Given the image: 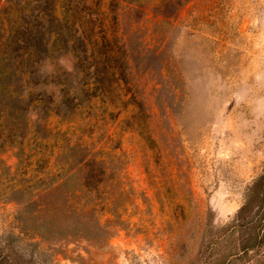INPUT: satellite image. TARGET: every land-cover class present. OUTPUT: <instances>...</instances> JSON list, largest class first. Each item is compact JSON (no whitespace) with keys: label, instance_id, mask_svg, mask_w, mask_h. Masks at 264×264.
Returning a JSON list of instances; mask_svg holds the SVG:
<instances>
[{"label":"rangeland","instance_id":"374dc122","mask_svg":"<svg viewBox=\"0 0 264 264\" xmlns=\"http://www.w3.org/2000/svg\"><path fill=\"white\" fill-rule=\"evenodd\" d=\"M39 20L52 74L0 101V264H264L234 226L263 212L264 0H0L1 36Z\"/></svg>","mask_w":264,"mask_h":264},{"label":"trees","instance_id":"16d2710c","mask_svg":"<svg viewBox=\"0 0 264 264\" xmlns=\"http://www.w3.org/2000/svg\"><path fill=\"white\" fill-rule=\"evenodd\" d=\"M8 8H3L2 11L7 10ZM5 30V28H3ZM7 31H10L9 28H6ZM15 36L13 38H9L8 36L3 37L0 35V101L3 103V106L6 108L3 111V116H10L13 119H18V117L23 115V111L16 107L15 105H11L12 101L14 103H18L24 101L27 105L33 102V92L30 90L33 83L37 80L38 72L37 65L41 59L48 58L52 61L53 57L50 54L45 55L44 53L41 55V49L43 46L47 48L48 46L52 47L56 46L59 33L57 35L44 38V22L39 20L36 25H32L29 27L22 26V24H18L15 29ZM50 44L48 45V43ZM68 42V40H67ZM66 43V42H65ZM64 43V44H65ZM10 44L14 48L13 54V64L9 61V50L8 47ZM48 45V46H47ZM23 49V50H22ZM95 75V79L100 74L98 67H94V70L91 72ZM62 76L61 73L56 75L59 84L65 85V73ZM65 98V97H63ZM11 111V113H8ZM264 182V175L258 179L256 184H261ZM85 186H88V183H84ZM54 189L48 188L44 189V193L50 194ZM259 209H263V212L260 214L259 210L257 215H255L252 219L242 222V219L239 218L238 221L235 222V227H245L251 226V228L255 229V235L253 239H248L241 247V252H247L253 248L258 247L264 242V197L259 198ZM21 206L23 207L20 211H28L27 217L30 221L34 222L36 227L43 228V220L42 214L43 210H36L29 212V208L32 206H37L33 200H24L20 201ZM243 209L240 210V213ZM46 212L49 215H53L56 213L55 209H47ZM42 232L40 234L53 233V229L50 225H44V230L39 231ZM236 255H240L236 253ZM220 264H229L227 260L223 261Z\"/></svg>","mask_w":264,"mask_h":264},{"label":"clouds","instance_id":"9594fccd","mask_svg":"<svg viewBox=\"0 0 264 264\" xmlns=\"http://www.w3.org/2000/svg\"><path fill=\"white\" fill-rule=\"evenodd\" d=\"M42 63L46 64L47 62L45 61V62H42ZM51 74L52 73H51V70L49 68H45V67L38 68V75H40L42 79L50 77ZM52 87H55V86H52ZM58 94H60L62 96V92H60ZM54 99H55V96H54Z\"/></svg>","mask_w":264,"mask_h":264}]
</instances>
